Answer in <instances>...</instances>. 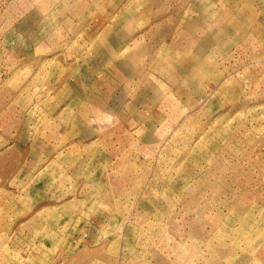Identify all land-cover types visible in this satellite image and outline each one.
<instances>
[{"label": "rangeland", "instance_id": "obj_1", "mask_svg": "<svg viewBox=\"0 0 264 264\" xmlns=\"http://www.w3.org/2000/svg\"><path fill=\"white\" fill-rule=\"evenodd\" d=\"M36 259L264 264V0H0V264Z\"/></svg>", "mask_w": 264, "mask_h": 264}, {"label": "crops", "instance_id": "obj_2", "mask_svg": "<svg viewBox=\"0 0 264 264\" xmlns=\"http://www.w3.org/2000/svg\"><path fill=\"white\" fill-rule=\"evenodd\" d=\"M103 60L105 61L106 60V57H102ZM9 189L7 190V196L9 197L10 194H9ZM36 264H47V261L46 260H41V259H36Z\"/></svg>", "mask_w": 264, "mask_h": 264}]
</instances>
